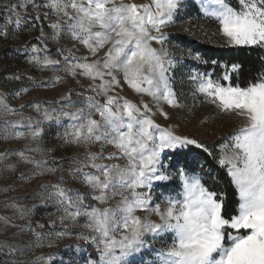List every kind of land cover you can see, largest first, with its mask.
Here are the masks:
<instances>
[{
	"label": "snow or ice",
	"instance_id": "obj_1",
	"mask_svg": "<svg viewBox=\"0 0 264 264\" xmlns=\"http://www.w3.org/2000/svg\"><path fill=\"white\" fill-rule=\"evenodd\" d=\"M182 3L8 0L0 40L38 32L19 48L27 64L53 74L38 81L17 72L6 79L66 88L51 100L32 98L15 107L8 96L21 97L29 89L0 91V141L24 142L0 150L3 207L12 209L11 215L0 214V264H264V68L246 86L231 82L242 70L235 62L224 63L216 79L191 70L178 80L174 69L184 55L167 46L166 29L176 23ZM201 11L217 25L204 39L219 37L220 46L230 49L264 50V0H201ZM49 42L56 45L55 55ZM187 57L208 62L199 52L188 51ZM259 59L264 65V56ZM185 84L191 86V105ZM125 87L138 99L121 95ZM198 97L214 109L198 126L206 136L219 132V142L179 131L195 114ZM224 117L235 124L228 132L215 124ZM53 123L63 131L47 147L45 125ZM61 149L74 151L55 156ZM57 172L55 182H42L31 193L34 199L40 193V204L52 203L60 213L45 231V224L32 219L37 205L21 203L26 195L7 193L16 191L17 180L30 183ZM225 176L237 197L231 210L221 187ZM175 179L179 190L169 187ZM69 181L83 190L68 187ZM80 218L84 230L74 232ZM72 238L96 255H84L80 243L65 245L66 260L40 251Z\"/></svg>",
	"mask_w": 264,
	"mask_h": 264
},
{
	"label": "rangeland",
	"instance_id": "obj_2",
	"mask_svg": "<svg viewBox=\"0 0 264 264\" xmlns=\"http://www.w3.org/2000/svg\"><path fill=\"white\" fill-rule=\"evenodd\" d=\"M137 3H143L146 2V0H136ZM233 5H235V0H231ZM8 3V0H0V26L4 23V18L7 15V11L5 8V5ZM211 7V6H210ZM206 16L203 15L201 11V0H183L182 8L180 11V14L178 15L176 19V23L171 26L170 28L166 29V31L169 33V43L168 47L170 50L176 55H184V59L181 60L177 68L174 69V74L176 75L177 79L179 80L181 76H184L186 79L187 73L191 70H197L201 73H206L203 70L199 69V63L197 61H194L187 57V52L191 51L193 54L196 52L193 51L191 48H185V46H182L177 40L178 34H185L190 38H199L204 39L205 29L201 30L200 26L198 25L199 22L202 21L203 18ZM184 28H188L192 31V35H190L188 32L183 31ZM48 29H46L47 31ZM211 33L210 31L208 32ZM38 35V32L33 31L31 33L24 32L20 35L19 39H12L11 37L7 42L0 40V91L5 93H14L16 91H19L21 87H26L29 89V92L27 94L22 95L21 97H15L14 95L8 96V102L12 106H18L21 103H24L28 99L36 98L41 100H51L58 96L59 93L65 90L66 85H56L55 88H36L33 86V84L28 81L27 79H22L20 81H9L6 79L9 75L12 73L22 72L25 73L26 76H33L36 80L41 79H47L52 76L51 70H44L40 71L37 68L32 67L31 65L27 64L24 57L27 55L22 49L19 48V46L25 41L28 40L29 37H35ZM218 39V40H217ZM205 41L209 43H214L216 40L219 41L221 44L223 43L222 40H220L219 37H213L210 40ZM32 43H35L36 41L34 39L31 40ZM66 45H70V42L65 40L63 41ZM49 48L51 49V52L53 55H55V48L56 45L49 42ZM83 51V50H82ZM63 75V73H59ZM215 79V78H213ZM71 83V81H70ZM86 83V82H85ZM190 85L185 84L182 91L185 93L186 96V102L191 105L193 103L190 95H188L190 90ZM121 95L127 96L129 99L137 100L138 97L127 87H125L124 91L121 92ZM75 98V97H74ZM145 100H148V97H144ZM203 97H198L197 104H196V110L195 114L190 116L188 118V121L183 124V126L179 129L182 133L187 134H195L200 136L202 139H205L208 142L217 141L219 142V132L215 136H206L203 135V129L198 126V122L209 113L214 112L213 107L210 104L207 103H200L199 101H202ZM25 113L28 114L31 112V109L25 108ZM34 115V113H33ZM157 122L161 125H165L167 122L164 121L162 118H157ZM62 123L66 125L68 123L67 118H65ZM223 124L221 131L228 132L232 127L235 126L233 122H230L227 117H224L223 120L217 119L215 121L216 125ZM45 133L43 135V143L47 147H51L53 145H56L58 142L54 139L57 131H63L62 127H57L55 124L45 125ZM23 141H9L7 143H4L0 141V150H3V148H20L23 145ZM74 149H61L58 150L54 155L57 157L60 156H70ZM193 151H198L196 149H193ZM168 155H173L171 152L168 153ZM175 158V157H174ZM167 160V157H165ZM10 160L13 162L15 161V157H10ZM25 167L30 166H22L21 170H24ZM64 167H67L65 164ZM60 172H57L55 176H44V177H38L34 180H32L30 183H24L19 180L16 181L17 188L14 192L7 193L8 196H27L26 199L22 200L21 203L26 204L28 206H31L33 204H36L37 207L34 209V214L32 219L34 221H39L40 223L45 224V231L52 230L47 221L50 218L55 219L57 216H59L60 213L56 211V207L52 203L47 204H40L39 196L40 193H37V198H32L31 193L32 191L37 187L38 184L45 182V181H52L55 182L56 178L60 175ZM65 176H67V173H64ZM5 181L3 179H0V186H3ZM22 185V186H21ZM68 187L72 188H81V186L75 182L69 181ZM170 189L179 190V181L178 179H175L169 183ZM81 190H83L81 188ZM48 191H51L49 189ZM160 189H157V193H159ZM172 194H175V191L172 192ZM4 197L5 194L0 192V214L5 215H11L12 209H5L3 207L4 203ZM119 196L115 197L113 200L109 202L111 205H115L119 201ZM89 203H94L93 201H89ZM107 206V205H105ZM85 222V218H80L79 224L76 228L73 229L74 232L77 231H83L79 225H83ZM61 226L59 223H57L55 230L59 231ZM76 243H80L82 249H85L84 255H88L89 253L93 256L96 255L95 250L93 247L89 246L88 244H85L83 241H76L75 238L72 239H65L60 242L58 248L54 249H42L40 251L45 252H52L56 258L57 261H59L61 258L66 260L68 258L67 256V249L65 248V245H72L73 248L75 247ZM159 247V245H157ZM141 257H137V261L139 262ZM145 260H150V255H145L143 257Z\"/></svg>",
	"mask_w": 264,
	"mask_h": 264
},
{
	"label": "trees",
	"instance_id": "obj_3",
	"mask_svg": "<svg viewBox=\"0 0 264 264\" xmlns=\"http://www.w3.org/2000/svg\"><path fill=\"white\" fill-rule=\"evenodd\" d=\"M199 26H203L205 32H213L216 30V23L214 20L205 17L201 22L198 23ZM177 40L185 48H191L195 52H199L207 63L200 62L198 65L199 69L206 73L212 74L213 78H218L223 73L222 65L224 63H240L242 65V70L239 74H234L232 78L233 85L239 84L240 86H246L249 82H253L254 78L259 75V72L264 68L260 61V57L264 56V50L259 48H244V49H230L227 47H222L219 41L214 43H209L204 39L190 38L185 34H178ZM212 60L218 61L217 64L213 65ZM203 155V154H202ZM210 161L214 167L215 162L212 161L211 157L206 158ZM222 171V170H221ZM227 177L225 176L221 182V187L227 192L229 208L234 207L232 203L237 199L235 195V190L227 182Z\"/></svg>",
	"mask_w": 264,
	"mask_h": 264
}]
</instances>
